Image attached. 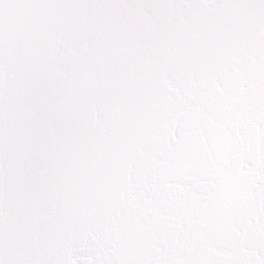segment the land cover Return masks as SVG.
I'll return each instance as SVG.
<instances>
[{
	"label": "snow or ice",
	"instance_id": "6c2138e0",
	"mask_svg": "<svg viewBox=\"0 0 264 264\" xmlns=\"http://www.w3.org/2000/svg\"><path fill=\"white\" fill-rule=\"evenodd\" d=\"M0 264H264V0H0Z\"/></svg>",
	"mask_w": 264,
	"mask_h": 264
}]
</instances>
